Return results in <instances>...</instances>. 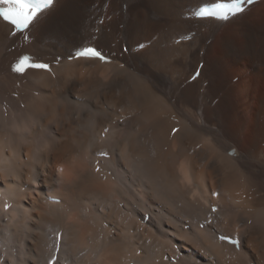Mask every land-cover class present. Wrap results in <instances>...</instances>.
I'll list each match as a JSON object with an SVG mask.
<instances>
[{
  "label": "bare ground",
  "instance_id": "1",
  "mask_svg": "<svg viewBox=\"0 0 264 264\" xmlns=\"http://www.w3.org/2000/svg\"><path fill=\"white\" fill-rule=\"evenodd\" d=\"M213 2L56 0L15 35L0 20V264H264V0L195 19ZM82 44L110 63L69 60ZM24 54L51 72H13ZM25 195L46 227L30 251Z\"/></svg>",
  "mask_w": 264,
  "mask_h": 264
},
{
  "label": "snow or ice",
  "instance_id": "2",
  "mask_svg": "<svg viewBox=\"0 0 264 264\" xmlns=\"http://www.w3.org/2000/svg\"><path fill=\"white\" fill-rule=\"evenodd\" d=\"M55 3L56 0H0V20L10 26L12 30L11 34L13 35L16 33L22 34L26 31L30 32V29L37 22L46 18L47 13L54 8ZM245 3L251 4L252 0H215L213 3L200 7L194 13V16L201 19H215L226 22L236 15L241 14L245 10L243 7ZM24 39L27 40L29 37L25 36ZM68 59L99 60L103 63L109 62L107 56L90 44H82L76 47L69 54ZM56 63H60L58 57ZM27 70L51 72L52 69L50 63L33 60L30 55L24 54L19 56L17 61L12 65V71L18 74H24ZM176 131L177 129H173V132ZM99 155L107 156V153L101 151ZM97 171H99V168H97ZM213 195H218V193L214 192ZM211 211L216 212L218 209L213 206ZM207 223L210 224L211 221H207ZM220 239L227 241L237 249L240 247L239 238L221 235ZM57 240H59V235L57 236ZM53 260H55V257H53ZM49 264H52V261Z\"/></svg>",
  "mask_w": 264,
  "mask_h": 264
},
{
  "label": "rangeland",
  "instance_id": "3",
  "mask_svg": "<svg viewBox=\"0 0 264 264\" xmlns=\"http://www.w3.org/2000/svg\"><path fill=\"white\" fill-rule=\"evenodd\" d=\"M195 77V76H194ZM51 102V101H50ZM63 126H70V125H68L67 124V122L65 121V123L63 124ZM68 130V129H67ZM66 130V133H68L69 132V130L67 131ZM65 135H68V136H66V137H68V139H70V141H71V138H70V133L69 134H65ZM72 143V142H71ZM70 146H71V144H70ZM73 152V151H72ZM24 155H25V153H24ZM69 155V154H68ZM66 158V160L68 159L69 160V158L68 157H71V155H69L68 157L67 156H65ZM70 161V160H69ZM44 166H47V162L44 164ZM51 167V168H50ZM48 168H49V170L50 171H48V172H44V174H48L49 176H61L62 175V173H59V172H54V170H53V165L51 164L50 165V160H49V164H48ZM28 172H25L24 170L22 171V172H20V179L22 180V182H25L26 181V179L28 180L29 178H31V176L29 175V174H27ZM43 174V173H42ZM64 175V174H63ZM28 177V178H27ZM72 178V177H71ZM29 181H30V179H29ZM2 182H4V179H2V177H0V183H2ZM24 185V184H23ZM23 187H25V186H23ZM22 189H24V188H22ZM33 197H35V195L34 196H30V195H25L24 197H22V201H24V204H26L28 207L31 205L32 206V204H30V203H32V202H34V201H36ZM36 198V197H35ZM34 199V200H33ZM28 200V201H27ZM37 203H41V202H38L37 201ZM34 207L32 206V209H31V214H32V217H31V220H30V222L31 223H33L32 225H31V231H30V234H31V236H32V239L29 241V245H28V250L30 251V249L31 248H34V246H35V244H34V239H36L37 237H38V233L37 232H35L34 230H33V228L34 227H36V225H39L40 223H42L41 222V215H39L38 213L41 211V209L37 206V207H35L34 209H33ZM37 208V209H36ZM40 209V211H39V209ZM38 211V213H37V211ZM44 217H45V215H43ZM37 219V220H36ZM39 221V222H38ZM45 221L43 220V224H40V225H44V228L46 229V227H45ZM77 226L79 227L80 226V228H82V229H84V230H86V224L84 225V224H81L80 222L79 223H77ZM43 228V229H44ZM143 253L140 251V255H142ZM28 259H29V261L31 260L30 259V253H29V256L27 257ZM31 262H32V260H31Z\"/></svg>",
  "mask_w": 264,
  "mask_h": 264
}]
</instances>
